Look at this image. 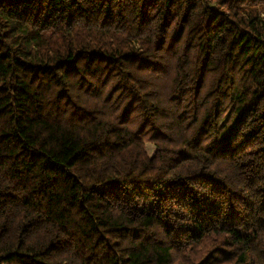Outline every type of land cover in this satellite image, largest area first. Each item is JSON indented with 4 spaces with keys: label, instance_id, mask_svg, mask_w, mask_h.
Here are the masks:
<instances>
[{
    "label": "trees",
    "instance_id": "1",
    "mask_svg": "<svg viewBox=\"0 0 264 264\" xmlns=\"http://www.w3.org/2000/svg\"><path fill=\"white\" fill-rule=\"evenodd\" d=\"M0 264H264V0H0Z\"/></svg>",
    "mask_w": 264,
    "mask_h": 264
}]
</instances>
